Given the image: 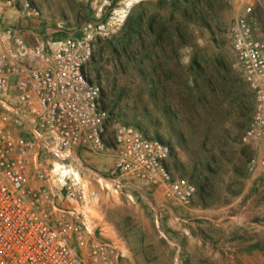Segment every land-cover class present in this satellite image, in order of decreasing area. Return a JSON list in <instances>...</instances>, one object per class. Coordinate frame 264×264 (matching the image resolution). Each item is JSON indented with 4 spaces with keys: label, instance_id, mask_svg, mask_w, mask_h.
<instances>
[{
    "label": "rangeland",
    "instance_id": "374dc122",
    "mask_svg": "<svg viewBox=\"0 0 264 264\" xmlns=\"http://www.w3.org/2000/svg\"><path fill=\"white\" fill-rule=\"evenodd\" d=\"M261 1L32 0L40 17L13 22L43 40L88 39L87 73L110 117L105 146L130 125L165 142L169 171L195 187L187 206L141 184L119 188L110 150L79 152L74 166L98 192L92 222L121 264H264V184L247 171L264 148L243 141L254 100L227 33L247 6L257 22ZM138 13L142 47L125 51L121 28Z\"/></svg>",
    "mask_w": 264,
    "mask_h": 264
},
{
    "label": "built area",
    "instance_id": "2783aa9c",
    "mask_svg": "<svg viewBox=\"0 0 264 264\" xmlns=\"http://www.w3.org/2000/svg\"><path fill=\"white\" fill-rule=\"evenodd\" d=\"M9 14L37 19L40 11L32 0H0V264H121L119 245L90 218L98 192L69 173L79 152L110 150L119 188L141 184L187 206L195 187L169 171L165 142L130 125L116 126L105 146L110 117L87 73L88 39L25 37ZM227 33L254 100L243 141L264 148V34L250 6ZM247 171L264 184V153Z\"/></svg>",
    "mask_w": 264,
    "mask_h": 264
},
{
    "label": "trees",
    "instance_id": "16d2710c",
    "mask_svg": "<svg viewBox=\"0 0 264 264\" xmlns=\"http://www.w3.org/2000/svg\"><path fill=\"white\" fill-rule=\"evenodd\" d=\"M140 14L141 13H138L133 17L128 16L121 28L119 45L122 49H125V51L128 49V47H132L134 45L142 47L144 33L142 30ZM149 33L150 35L153 34L152 31H150Z\"/></svg>",
    "mask_w": 264,
    "mask_h": 264
},
{
    "label": "crops",
    "instance_id": "0c3cea01",
    "mask_svg": "<svg viewBox=\"0 0 264 264\" xmlns=\"http://www.w3.org/2000/svg\"><path fill=\"white\" fill-rule=\"evenodd\" d=\"M260 5H261V9H264V0H262L260 2ZM9 19L8 21H6L7 24L11 25V26H15L16 22L18 21V19L20 18H17L16 16L12 15V14H9ZM256 18H257V22H256V26L258 27V30L260 33L264 34V10L260 11L257 15H256ZM22 20V19H21ZM14 21H16L15 23H13ZM16 27H19V29L21 30V33L26 37L28 36V31H31V30H28V29H25L24 27L22 26H16ZM86 155H89L88 153H83V156H86Z\"/></svg>",
    "mask_w": 264,
    "mask_h": 264
},
{
    "label": "bare ground",
    "instance_id": "6f19581e",
    "mask_svg": "<svg viewBox=\"0 0 264 264\" xmlns=\"http://www.w3.org/2000/svg\"><path fill=\"white\" fill-rule=\"evenodd\" d=\"M69 173H71L72 174V176L74 177V178H76V179H80L81 180V183H83L84 185H85V182H86V180L85 179H83L82 178V176L79 174V172L78 171H75L74 169H72V170H69ZM98 183L103 187H106L107 189H109L110 188V186L107 184L106 185V182H105V184H103V182L105 181H103V179H101V178H98ZM112 182V181H111ZM108 183V182H107ZM96 202V201H95ZM94 205H95V203L91 206V208H89V213H90V218H94V216L95 215H97V210H96V208H94ZM96 217V216H95Z\"/></svg>",
    "mask_w": 264,
    "mask_h": 264
}]
</instances>
